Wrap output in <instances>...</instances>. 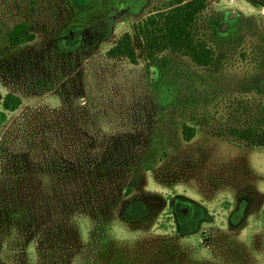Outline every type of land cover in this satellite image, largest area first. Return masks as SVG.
I'll list each match as a JSON object with an SVG mask.
<instances>
[{
    "label": "rangeland",
    "instance_id": "obj_1",
    "mask_svg": "<svg viewBox=\"0 0 264 264\" xmlns=\"http://www.w3.org/2000/svg\"><path fill=\"white\" fill-rule=\"evenodd\" d=\"M170 2L0 0V110L22 100L0 140V264H264V148L213 131L263 97L264 0H208V68L149 61L135 26ZM126 34L135 64L109 55Z\"/></svg>",
    "mask_w": 264,
    "mask_h": 264
},
{
    "label": "trees",
    "instance_id": "obj_2",
    "mask_svg": "<svg viewBox=\"0 0 264 264\" xmlns=\"http://www.w3.org/2000/svg\"><path fill=\"white\" fill-rule=\"evenodd\" d=\"M207 6L208 0H171L166 9L157 10L155 15L149 16L143 23L135 26L137 36L143 40L149 61L156 62L160 54L172 51L189 57L201 68L212 66L215 60L214 48L207 39L195 34L197 20ZM27 35H29L27 24L20 23L13 29L10 39L12 43H16L21 37ZM109 55L111 57L124 56L133 64L137 63L135 48L129 34H126L109 51ZM250 91H257L258 95L263 97L256 104L251 101L250 103L239 101L237 107L234 108V122L213 131L218 135L230 137L247 147L264 148V88L255 84L248 90ZM21 105L22 100L13 93H9L4 98L3 110H0V140L3 128L9 120L8 113L15 112ZM193 117V121L197 122L198 126L188 123L183 125L186 141H191L196 136L197 127H205L201 126L204 124L202 122L204 119L205 122L208 121L206 114L200 119Z\"/></svg>",
    "mask_w": 264,
    "mask_h": 264
},
{
    "label": "flooded vegetation",
    "instance_id": "obj_3",
    "mask_svg": "<svg viewBox=\"0 0 264 264\" xmlns=\"http://www.w3.org/2000/svg\"><path fill=\"white\" fill-rule=\"evenodd\" d=\"M186 204V206H183L184 204ZM188 201L185 199V198H172L170 200V203H169V207L172 209V210H175L176 212H179L180 216L185 219L184 220V224L182 225V227H186V225L188 224L187 227H192L194 225H196V214H191V213H188V211L190 210L189 208V205L187 204ZM191 216V217H190Z\"/></svg>",
    "mask_w": 264,
    "mask_h": 264
}]
</instances>
